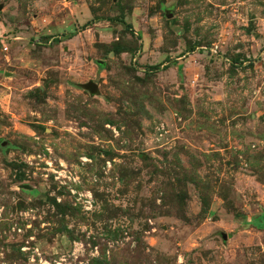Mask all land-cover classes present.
I'll list each match as a JSON object with an SVG mask.
<instances>
[{"label": "rangeland", "instance_id": "obj_1", "mask_svg": "<svg viewBox=\"0 0 264 264\" xmlns=\"http://www.w3.org/2000/svg\"><path fill=\"white\" fill-rule=\"evenodd\" d=\"M0 5V264H264V0Z\"/></svg>", "mask_w": 264, "mask_h": 264}, {"label": "water", "instance_id": "obj_2", "mask_svg": "<svg viewBox=\"0 0 264 264\" xmlns=\"http://www.w3.org/2000/svg\"><path fill=\"white\" fill-rule=\"evenodd\" d=\"M0 8H1V5H0ZM87 86H88L91 90H95L96 87H97V84H96L95 82L91 81V82H89V83L87 84ZM4 144H5V142H4ZM223 238H224V239L227 238V234H226V233H223Z\"/></svg>", "mask_w": 264, "mask_h": 264}, {"label": "trees", "instance_id": "obj_3", "mask_svg": "<svg viewBox=\"0 0 264 264\" xmlns=\"http://www.w3.org/2000/svg\"><path fill=\"white\" fill-rule=\"evenodd\" d=\"M118 51V50H117ZM262 227H264V226H262Z\"/></svg>", "mask_w": 264, "mask_h": 264}]
</instances>
